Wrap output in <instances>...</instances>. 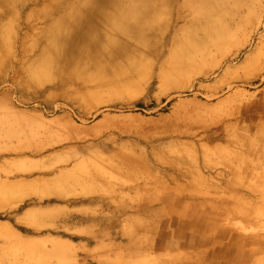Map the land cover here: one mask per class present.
Returning <instances> with one entry per match:
<instances>
[{"label":"rangeland","instance_id":"rangeland-1","mask_svg":"<svg viewBox=\"0 0 264 264\" xmlns=\"http://www.w3.org/2000/svg\"><path fill=\"white\" fill-rule=\"evenodd\" d=\"M66 1L23 11L27 41ZM191 29L227 35L207 74L170 73L166 45L126 83L30 59L0 84V264H264V0H196L173 32Z\"/></svg>","mask_w":264,"mask_h":264},{"label":"bare ground","instance_id":"bare-ground-1","mask_svg":"<svg viewBox=\"0 0 264 264\" xmlns=\"http://www.w3.org/2000/svg\"><path fill=\"white\" fill-rule=\"evenodd\" d=\"M7 1L0 0V10L5 8ZM195 3L196 0H67L63 5L50 3V9L61 8L63 13L54 19L48 16L49 13L44 14L39 21L43 24L44 36L34 44V40L26 39L29 30L34 28L35 23L30 19L34 8L25 14L23 11L30 6L46 4V0L24 1L13 18L16 26L12 24L11 30L3 24L0 15V63L3 68L0 84L14 80L19 69L30 59L38 67L58 70L84 60L121 66L123 70L116 84L126 83L134 73L154 70L166 45L170 46L169 62L167 60L170 73L180 74L192 69L194 74H207L220 66V60L206 72L199 65L220 48L227 35L209 34L200 40L193 29L186 30L182 38L173 32L175 25L184 18V10L190 11ZM164 15L170 20L162 24ZM156 38L158 45L153 47ZM42 40L43 45L36 56H31L34 46H40ZM143 48L153 53L154 61L142 62Z\"/></svg>","mask_w":264,"mask_h":264}]
</instances>
